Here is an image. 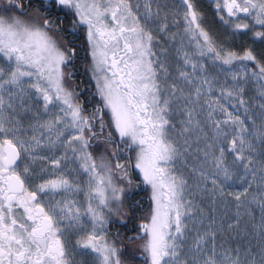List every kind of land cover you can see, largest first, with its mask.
I'll use <instances>...</instances> for the list:
<instances>
[{"label": "snow or ice", "instance_id": "6c2138e0", "mask_svg": "<svg viewBox=\"0 0 264 264\" xmlns=\"http://www.w3.org/2000/svg\"><path fill=\"white\" fill-rule=\"evenodd\" d=\"M0 264H264V0H0Z\"/></svg>", "mask_w": 264, "mask_h": 264}]
</instances>
